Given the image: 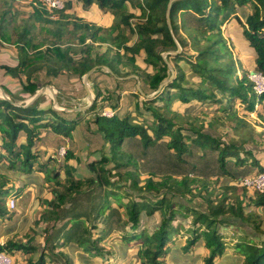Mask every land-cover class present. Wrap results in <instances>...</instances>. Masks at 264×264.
<instances>
[{"label": "trees", "instance_id": "16d2710c", "mask_svg": "<svg viewBox=\"0 0 264 264\" xmlns=\"http://www.w3.org/2000/svg\"><path fill=\"white\" fill-rule=\"evenodd\" d=\"M77 1L83 8L95 5L109 12L114 23L103 28L66 13L70 1H64L61 9H47L40 0H30L28 22L15 29L17 37L11 40L3 34L8 12L0 17V35L16 47V65L5 69L11 75L24 76L23 91L28 95L36 92L39 83L59 89L50 79L41 82L40 72L56 79L64 74L81 78L97 67L88 77L94 100L83 111L42 109L39 97L28 106H15L0 98V165L17 173L41 172L45 183L62 186L50 190L51 199L39 200L43 209L32 224H45L41 251L30 244L36 234L32 229L27 245L8 239L0 243V253H38L24 264H73L62 250L67 244L75 243L97 257L103 253L104 239L118 233L120 238L139 242L141 264H164L166 249L174 242L168 232L181 229L172 226L180 205L164 197L162 189L171 195L205 199L206 211H192V221L185 228L192 232L186 248L202 241L208 251L203 264H215L226 249L230 238L221 227L229 226L227 216L264 234V190L252 191L249 197V206L260 209L261 214L252 211L245 215L238 198L228 203L224 195L219 200L210 197L209 189L223 178L240 182L254 169L264 173L252 152L236 155L239 144L183 120V115L170 108L174 100L187 103L194 99L215 104L225 119L245 124L236 106L248 116L264 102V90L256 93L250 79L251 73L264 79V0H174L169 11L171 32L166 22L169 0ZM128 7L138 10V15ZM241 9H247L244 20ZM34 23L41 24L52 38L45 50L41 49L45 41L33 42L36 36L30 26ZM131 35L136 38L132 44ZM94 44L107 48L97 53ZM177 44L181 52L162 57L176 51ZM233 50L238 57H233ZM140 52L146 68L135 62ZM248 53L252 71L241 68L239 55ZM168 62H173L175 70L171 80ZM180 63L189 67L196 84L190 86ZM83 93L86 95L84 88ZM10 99L16 102L12 96ZM257 115L264 121L259 111ZM75 131L89 160L85 175L73 173L71 162L78 161L73 148ZM62 146L66 150L60 161L53 154ZM55 158L58 169H48ZM59 172L64 184L58 181ZM220 187L224 191L231 188ZM13 188V180L0 173V220L13 215L3 199ZM138 191L154 192L161 198L151 200ZM142 213L146 217L160 214L153 232L142 226ZM230 240L231 249L243 258L241 264H264V241L237 236Z\"/></svg>", "mask_w": 264, "mask_h": 264}, {"label": "rangeland", "instance_id": "374dc122", "mask_svg": "<svg viewBox=\"0 0 264 264\" xmlns=\"http://www.w3.org/2000/svg\"><path fill=\"white\" fill-rule=\"evenodd\" d=\"M62 1H70V9L66 13L71 12L75 16L82 19L83 21H86L87 23H91V24H94L96 26L103 27V28H107L114 23V19L111 16V14H109V12L101 11L93 5L90 8H83L81 6V3L78 2L77 0H62ZM246 10H244L245 14L242 17L243 20L245 18V15L247 14ZM128 11L134 13L135 15H138V10L136 9H131L128 7ZM5 12H8V13L5 14V19H4V22L2 23L3 24V34H5V37L10 35L11 40H15L17 37V34H15V29L17 31L19 28L27 24L29 15L32 12V4L30 0H0V17ZM132 21H136V19H133ZM46 27H51V26L47 25ZM44 30L45 28L44 27L42 28V25L38 23H34V26H30V31H32L36 36V39L33 40V42L37 43V42L45 41L44 43L46 45L41 48L42 50H45L49 44H52V38ZM124 32L128 33L127 30H124ZM135 39H136L135 35H131V40H130L131 44L135 41ZM94 45H95L94 51L97 53H102L107 48L106 44H94ZM233 57L234 58L238 57V53L235 50H233ZM241 57L246 59L245 61L246 65H248V67H250L249 70L252 71L253 69L252 67L253 64H252V59H251L252 56L248 53L247 55L245 54L241 55ZM134 58L138 66H140L141 68H146L143 62L144 55L142 52L137 54ZM16 62H17L16 47L11 43L6 42L5 39H3L2 36L0 35V89H2L5 92L8 98L12 96L16 100V102L24 103L30 98V95H28L27 93L23 91V85L25 84L24 76L22 74L11 75L5 69L6 67H14L16 65ZM168 63L171 66L172 70L175 72V70L173 69V62H168ZM180 66L183 68V70L187 74L188 82L190 86L196 84L197 79L193 76L189 67L185 65L184 63H180ZM169 73L172 74L170 70H169ZM174 76H175V73H174ZM82 77L77 78L76 76L71 75V74H64L60 79H56L52 77L50 74H47L46 72L45 73L40 72L38 78L41 82L47 79H50L51 82L57 83L59 89L55 88L53 85H50L56 91V104L53 103L52 97L49 94L48 90L46 89L45 94H42L39 96L40 98V101L38 103L39 107H41L42 109H45L48 106H51L52 108L63 110V111H72L76 107L77 108L84 107L87 101H86L85 94L84 93L82 94V89L84 88ZM171 77L172 75H170L169 78L172 79ZM251 77L252 75H250V79ZM87 86L94 96V93L91 89V85L89 81L87 83ZM40 87H43V85L39 83L38 89ZM217 107L218 106L215 104H209V103H204V102L201 103L194 99H191L187 103H182L178 100H174L171 103L170 108L175 113L183 115L184 116L183 120H185V118L189 119L190 121L194 122L196 125H202L205 130L209 131L210 133H213L218 138H221L222 140H225L228 142H235L239 144L240 148L236 151V155H241L240 151H248V150L251 151L253 156L259 162V165L264 170V121L257 115L259 111L262 113L264 117V103L259 104L256 107L255 111L249 114L248 116H244L245 112L241 110L239 106H236L238 109V115L240 117L243 116V119L245 121L244 125H238L234 121H229L225 119L222 116L223 114H221L220 112H217ZM106 112H109V111H106ZM73 141H74L73 143L74 153L77 156V160H78V161L74 160L71 162V164L73 165L75 169L73 173L75 176L79 174H84V175L88 174V172L85 169L86 163L89 161L86 158L85 144L83 140L81 139L79 133H76V131L74 132ZM0 143H1V139H0ZM61 148H63L64 153H65L66 146H62V147H57L55 154H53L55 156L58 155L57 160H60V161L62 160L64 156V154L63 156H60L58 154V151ZM57 160L56 158L55 160H52V163L50 164L48 169H58L59 163ZM254 170H253V173H251V175H249L248 177L254 176L258 173L256 169ZM0 172L8 173L7 171H5V168L2 165H0ZM12 180L15 182V183L13 182L15 188L11 189L9 195L8 194L4 195L3 199L6 200V203L8 202L9 204V199L12 196L15 202L18 203L19 207L21 209H24L28 201V195L23 190V188L18 186V183L20 184L22 181H19L17 178H13ZM58 181L61 184H64L65 182V178L62 172L58 173ZM220 183H222V185L227 184L231 188L228 189L227 191H224L220 187V184L216 185V187H211L209 189L212 192L210 196L211 199H214L217 196L219 200L224 195L227 197L228 203H234V201H236V199L238 198V200L241 201V206L243 208V213L245 215L252 213V211H256V213L261 214L260 209H254L253 207L249 206L250 205L249 197L252 193V190L247 189V188L244 189L241 186V183L239 181L233 182V181H225L221 179ZM47 184H48L46 188L47 193L41 197H47L49 195L48 192L52 188H57L59 190L62 189V186H57L55 185V183L48 182ZM17 188H20V189H17ZM138 192L139 194L146 195L148 199H151V200H155V199L158 200L161 198L159 194L156 196L154 192H146V191L145 192L138 191ZM161 193L163 194L165 193L164 197L170 199V201L173 204L179 203L180 205L177 208L178 211H177V215L175 216V220L172 222V226L174 227L183 228V227L189 226L192 221V218H191L192 211H195V212L206 211L205 199L203 198H200V197L195 198V196H191L188 194L171 195L165 189H162ZM41 199L43 198H37L38 204L35 207V210L32 215L33 220H31L29 226L23 231H17L16 233L8 234L7 236L0 235V243H3L4 241L8 239H13L14 241L18 243L27 245L29 243L28 240L31 237L32 229H33V232L36 234H34V237H31L32 240L30 244L38 247V249L42 248V243H43L42 230L45 224H39L36 227L33 226L32 224L38 218V215L41 212L40 207L42 206L40 205V202H39V200ZM8 213H13L14 215H16L17 213H19V210H17L15 206L14 210L12 211L8 210ZM151 217L152 218L150 220H147L149 221V225L147 228L148 232H153L157 228V225L160 219V214L156 213ZM145 219L146 218L143 217L142 221H145ZM10 221L11 219L0 220V228H2L4 225H6ZM225 221L229 223L230 227L229 226L221 227V232L227 235L230 239L238 235V233H241L247 236L250 235L254 237L255 239L259 238L260 241H264L263 233H257L251 230L247 231V233L242 232L238 228L240 225L237 226V224L240 223L238 220L227 216L225 218ZM29 229H31V231ZM1 231L3 230H0V232ZM185 234L188 236H191L192 232L188 233L185 230L178 231L177 233L175 230L168 232V236L170 238L173 237V239H177V237L180 236L183 241L185 239L184 237ZM112 235L113 236H111L110 238L116 237V233H112ZM5 238H8V239H5ZM230 239L229 241L225 242L226 249H231V246L229 245V243H231L232 241ZM107 245H108V242L106 243L105 246L107 247ZM171 245L172 243H169L168 247L169 246L171 247ZM166 250L167 252L171 251L168 248ZM37 255L38 253H34L32 255H23L21 252H15L13 255H6V256L9 257L12 264H24L27 258L31 257L32 259H36ZM89 255H92V252H90ZM97 258L98 260L96 264H120V260L118 259V257H113L111 253L106 252L105 247L103 248V253L100 256L97 255Z\"/></svg>", "mask_w": 264, "mask_h": 264}, {"label": "crops", "instance_id": "0c3cea01", "mask_svg": "<svg viewBox=\"0 0 264 264\" xmlns=\"http://www.w3.org/2000/svg\"><path fill=\"white\" fill-rule=\"evenodd\" d=\"M241 16H244V15H242L241 13ZM239 58L241 60V68H246L249 70L250 67L246 65V62H245L246 59L241 57V55H239ZM260 114L262 115L261 112ZM0 173H4L5 175L9 176L11 179L17 178L19 181H22L20 184L18 183V186L23 188V190L28 195V201H27L25 208L21 209L18 203L16 202V209L19 210V213H17L16 215L13 214L11 218H8V219H11V221L8 222L6 225H4L2 228H0V230H3L0 232V235L7 236L8 234H13V233H16L17 231H23L29 226L31 220H33L32 215L35 210V207L38 204L37 198H43V199L49 200L51 199L52 195L49 191L48 192L49 195L47 197H41L47 193L46 188L48 185L47 183H45L44 175L41 172H33L31 174H21V173H16L13 171L8 172V173H5V172H0ZM223 180L231 181L226 178H223ZM220 185H222V183H220ZM223 186H228V185L224 184ZM40 208H41L40 210L42 211L43 206ZM143 217H145L146 219L145 221H142V226L145 227L147 230L148 225H149V221L147 220H150L152 217L151 216L146 217L144 214L143 215L141 214V220L143 219ZM40 224H44V223H40ZM238 225H240L238 228L242 232L247 233V231L249 230L254 232L252 227L248 226L247 224L240 222L237 224V226ZM185 228H188V226L180 228L181 229L180 231L185 230ZM111 236L113 235L111 234L109 237L105 238L102 243V246L105 247L106 252L111 253L113 257H118V259L120 260V264H141V262L139 261L137 257V252L139 248L138 241H135V240L130 241L125 237L120 238V234L118 233H116V237L110 238ZM236 236L242 237V238L250 237V238L255 239L254 237L250 235L247 236L241 233H238V235ZM178 237L177 239H174V242L172 243L171 247L170 246L168 247V249H170L171 251L167 252L168 254L165 258L164 264H202L204 257L208 255V251L203 246L202 241H199L195 245L186 248L185 246L186 240L189 238V236L185 234L184 241L181 239L180 236ZM5 239H8V238H5ZM255 240L259 241V238ZM107 242H108V245L106 247L105 245ZM42 246H43V243H42ZM38 250L41 251V249H38ZM62 250L72 259L73 264H96L98 260L97 257L89 255V253H85L83 249L75 243L67 244V246L63 248ZM242 259H243L242 256L240 254L235 253L232 249H225L222 256L215 260V264H241Z\"/></svg>", "mask_w": 264, "mask_h": 264}, {"label": "water", "instance_id": "95a60500", "mask_svg": "<svg viewBox=\"0 0 264 264\" xmlns=\"http://www.w3.org/2000/svg\"><path fill=\"white\" fill-rule=\"evenodd\" d=\"M172 1H174V0H169L168 5H167V9H166V22H167V26H168L170 32H171V26H170V20H169V11H170V3H171ZM240 11H241L242 15L245 14V12H244L243 9H241ZM242 17H243V16H242ZM179 52H181V48H180L179 45L177 44V50H176V51L165 52V53L162 54V57L165 58L167 55H174V54H177V53H179ZM167 65H168L169 70H170L171 73H172V74H171V75H172L171 78H173L175 72L172 70V68H171V66L169 65V63H167ZM96 69H97V67H93V68L90 69L85 75H83V77H82V79H83V87H84V89H85V91H86V101H87V103H86V105H85L84 107H81V108H75V109H74L75 111H83V110L87 109V108L90 106V104L93 102V100H94V96H93V94L91 93V91L89 90V88H88V86H87V83H88V77H89V75H90L93 71H95ZM105 69H106L107 72L111 73V71H110L108 68H105ZM169 80H171V79H169ZM169 80H168V81H169ZM166 83H167V81L161 83V84L159 85L158 88L160 89L161 87H163L164 85H166ZM137 88L139 89L138 84H137ZM46 89L48 90L49 94L51 95L52 100H53V103L56 104V91H55L54 88H53L52 86H50V85L40 87V88H39V89H38V90H37L32 96H30V98H29L26 102H24V103H20V102H12L11 99L7 97V95L5 94V92H4L2 89H0V98L3 99V100L8 101V102H10V103H12V104L15 105V106H21V105H23V106H28V105L32 104V103H33V102H34V101H35L40 95L45 94ZM54 109H55V108H54ZM5 171L10 172V171L7 170V169H5ZM16 173H17V172H16ZM142 215H143V213H142Z\"/></svg>", "mask_w": 264, "mask_h": 264}, {"label": "built area", "instance_id": "2783aa9c", "mask_svg": "<svg viewBox=\"0 0 264 264\" xmlns=\"http://www.w3.org/2000/svg\"><path fill=\"white\" fill-rule=\"evenodd\" d=\"M41 2L46 6L47 9H61L63 7L64 1L62 0H41ZM251 80L254 82V91L256 93H261L264 90V79L261 75L253 73L251 74ZM60 156H63L64 150L61 148L58 151ZM241 186L250 189L252 191L262 192L264 190V173L256 174L251 177H247L240 181ZM7 210L12 211L16 206L15 200L10 197L9 204L6 203ZM0 264H12L9 257L5 254L0 253Z\"/></svg>", "mask_w": 264, "mask_h": 264}]
</instances>
